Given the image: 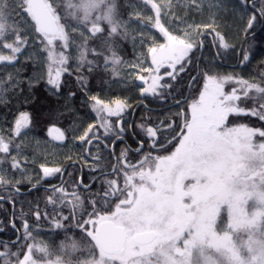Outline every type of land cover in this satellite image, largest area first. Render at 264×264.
<instances>
[{"label":"snow or ice","instance_id":"6c2138e0","mask_svg":"<svg viewBox=\"0 0 264 264\" xmlns=\"http://www.w3.org/2000/svg\"><path fill=\"white\" fill-rule=\"evenodd\" d=\"M143 3L155 13L153 26L167 42L158 46L148 45L144 59L129 65L135 80L146 85L140 87L141 97L163 96L164 89L173 88L171 81H176L186 71L196 51L204 47L203 39H196L205 35L201 28L211 29L214 33V39L218 40L217 55L220 49L227 51L233 47L214 24L190 25L182 34L174 35L160 23L163 7H171V4H158L156 0H143ZM192 3L196 4V0ZM240 3L247 7L248 0H240ZM67 8L69 16L76 21L68 27L81 38L78 65L87 66L91 71L94 61L88 59L89 55L96 58L103 55L105 67L111 65L113 75L118 76L116 67L122 59L114 45L117 37L122 35L127 38L128 33L126 30L122 32L126 24L115 18L112 0H67ZM247 10L252 15L247 20L245 33L253 28L258 16L264 18V0H259V3L252 0ZM26 15L35 21L36 32L41 33L46 41L44 51H47L49 60L47 83L59 93L61 75L68 71L65 65L69 55L66 52L75 43L76 37L66 31L65 25L59 22L60 18L45 0H0V62H18V55L26 50L29 39L22 31L21 23ZM132 15L141 18L140 13ZM97 39L107 44L108 48L104 51L89 49V41ZM56 41L61 42L63 49L59 53L55 50ZM146 43L142 40V44ZM3 50H8L9 54H3ZM149 59L150 63L145 66ZM249 59L245 53L241 63ZM53 65L57 66L54 74ZM196 79L192 77L193 82ZM233 80L241 88H233L226 93L224 84ZM252 91L264 98V86L261 84L232 76L218 77L206 71L198 97L193 98L186 109L176 113L171 121L155 123L148 120L137 125L144 133L135 150L137 154L143 151L145 144L167 154H149L131 163L127 159L131 149L126 145L116 157L111 172L105 173L103 168L91 170L114 177L102 180L95 193H92V185L79 182L81 190L92 193L87 201L75 190L69 193L63 186L52 188L54 195L47 198V203L53 206L54 211L58 206L68 204L73 209L82 210L80 219H75L74 215L51 217L54 227H63L61 220L75 219L76 227L89 238L87 251L90 258L77 259L73 253L80 251V244L67 237L60 245L62 255L48 260L47 264H264V142L257 145L252 141L257 134L264 137V130L248 128L243 124L227 126L230 114L257 116L264 120V104L260 105V110L239 106ZM89 99L94 102L92 109L97 114L98 123L89 124L78 139L90 146L94 142L99 144L102 140L99 129L103 128L104 138L115 137L113 145L117 141L123 142L128 131L124 127L123 114L131 107L128 102L117 99L109 104L97 96H90ZM179 103L177 100V106ZM112 117H116V121L113 122ZM177 120L181 122L177 123ZM29 123V115L21 113L12 126V138L21 135ZM53 132L56 135L52 136ZM49 135L54 140L65 139L59 128H49ZM135 135L139 133L134 132ZM12 138L6 140L0 130V154H4L0 163L11 154ZM170 147L173 150L169 151ZM87 151L91 154V147ZM93 159L99 163L102 155L98 154ZM26 160L22 164L18 157H13L12 170L22 172L27 167ZM40 169L44 177L64 171L45 164H41ZM97 178L93 176V183ZM8 184L10 181L0 170V186ZM19 192V187H16L15 193ZM56 193L61 195L57 197ZM249 201L255 209L251 213L246 210ZM0 203L14 206L15 201L0 195ZM88 207L91 211L87 210ZM224 211L227 212L228 223L226 228L218 230V220ZM33 215L37 222L49 219L46 213L42 216L38 207ZM84 215L88 218L84 219ZM10 225L16 229L15 213ZM22 227L24 239H33L27 219H24ZM240 231L248 235L246 240L237 244L233 234ZM34 249L49 255L46 246L34 241L27 245L22 259L18 253H10L7 245L0 251V258H4V264H11L10 256L17 257L15 264H38L33 258ZM93 249L98 250V256ZM209 249L214 250L216 255H212Z\"/></svg>","mask_w":264,"mask_h":264},{"label":"trees","instance_id":"16d2710c","mask_svg":"<svg viewBox=\"0 0 264 264\" xmlns=\"http://www.w3.org/2000/svg\"><path fill=\"white\" fill-rule=\"evenodd\" d=\"M45 2L52 6L55 14L60 18L59 22L65 25L66 31L76 37L75 43L66 52L69 55L68 64L65 65L68 71L61 75L60 92L57 93L47 83L49 60L47 51H44L46 41L41 33L36 32L37 25L30 15L24 16L21 20L22 31L27 33L29 39L26 50L18 55V62L14 61L11 64L0 62V81H3L0 83V130L5 139L12 138V126L21 113H27L30 118L29 126L22 130L24 133L12 138L11 154L0 163V170L10 181L8 185L0 186V195L15 201L14 206L10 203H0V229H3L0 232V251H3L7 245L10 253H18L19 258L22 259L23 253L27 251V245L35 241L46 246L49 251V255L45 256L33 250V258L39 264H43V261L55 260L58 255H62L60 245L67 237L75 239L80 244V251L73 253L77 259L90 258L87 251L89 238L75 225V219H80L82 210L73 209L71 204H68L60 205L54 211L53 206L47 203V198L54 195L52 188L63 186L69 193L75 190L83 200L87 201L91 199V194L100 188L102 180L114 178L106 177L99 171L93 173L91 170L103 168L105 173L111 172L112 166L116 164V157L120 156L126 145L131 149L127 157L131 163H136L149 154L152 156L167 154L151 149L147 144L144 145L143 151L137 154L135 150L139 146L140 138L144 135L137 125L148 120L155 123L162 120L171 121L176 113L186 109L188 103L198 97L206 71L210 75L232 76L264 86V79H262L264 77V18L258 16L253 28L247 33L244 31L247 20L252 15V12L247 10L252 0H248L247 7L242 5L240 0H204L201 8L193 7L198 15L210 17L212 24L233 47L227 51L220 49L217 55L218 40L214 39L211 29L203 30L205 35L197 37L198 41L203 39V49L197 50L192 63L187 65L186 71L181 73L176 81H171L173 88L164 89L163 96L144 97L140 95L142 84L131 75L129 67L135 53V44L140 38L150 41L156 33L152 22L144 19L141 14L142 0H112L115 5V18L121 24H126V29H122V32L126 30L128 33L127 38L122 35L117 37L114 45L117 55L122 59V63L116 67L118 76L113 75L111 65L105 67L103 55L99 58L89 55L88 59L94 61L91 71L87 66L78 65V45L81 38L78 33H72L71 28L68 27L76 21L68 14L70 10L67 8V0H45ZM134 13H140L141 18H135L132 15ZM186 13L187 10L182 8L181 15ZM190 17L193 16L190 15ZM104 27L107 28L108 25L105 24ZM91 48L104 51L108 45L97 39L89 41V49ZM55 50L57 53L63 50L60 41L55 42ZM141 50L144 52L142 43ZM245 53L250 59L242 64ZM3 54H9L8 50H3ZM56 67L53 65V74ZM192 77L197 78L195 82L192 81ZM223 87L226 93H230L233 88H241L235 80L226 82ZM71 93L75 95L72 96ZM90 96H97L109 104L117 99L126 100L131 106L123 114L124 127L128 129L123 142L117 141L113 145L112 140H115V137L104 138L103 128L99 129V135L102 137L99 144L94 142L90 146L78 139L89 124L98 123L97 114L92 109L94 102L89 99ZM177 100L180 101L179 106H177ZM261 104H264V98L252 91L249 97L243 98L239 106L260 110ZM116 119V117L111 118L113 122ZM180 122L177 120V123ZM241 124L248 128L264 130V120L257 116L229 115L228 127ZM52 126L58 127L64 133L63 141L54 140L49 136L48 129ZM134 132L139 135L134 136ZM252 141L258 145L264 142V137L257 134L252 137ZM89 147H91V154L87 151ZM171 150L173 147H170L169 151ZM109 153L113 154L109 155ZM98 154L102 155V159L96 163L93 158ZM3 155L0 154V157ZM13 157H18L22 164L27 158V167L22 169L23 174L21 171L17 174L12 170ZM70 161L75 163L67 166L61 180H59L60 173L44 177L40 169L41 164L49 168H62ZM93 176L98 177L95 183H93ZM16 179L22 183L17 184ZM80 181H83V185H92V193L81 190ZM51 185L53 186L49 187ZM16 187L20 189L19 194L15 193ZM60 195L55 194L57 197ZM37 207L42 216L46 213L49 219L37 222L33 215ZM87 210L91 211V208L88 207ZM13 213H15L18 231L10 225ZM73 215L75 219L61 220L63 224L61 228H55L51 220L54 216L72 217ZM87 218V215H84V219ZM24 219L29 222L33 239H24L22 227ZM227 223V219L222 218L218 230L226 228ZM246 239L247 234L242 231L233 234V240L237 244ZM93 251L98 256V250L93 249ZM62 258L67 257L62 256ZM8 259L11 264H15L17 257L10 256ZM0 264H4V258H0Z\"/></svg>","mask_w":264,"mask_h":264},{"label":"rangeland","instance_id":"374dc122","mask_svg":"<svg viewBox=\"0 0 264 264\" xmlns=\"http://www.w3.org/2000/svg\"><path fill=\"white\" fill-rule=\"evenodd\" d=\"M203 1L204 0H196V4H193L192 0H156V2L158 4H162V5L171 4V7L165 6L162 9V12L160 14V23H161V25L166 30H168L172 34L176 35V34H182L185 30H188L190 25L195 27L196 25L212 24L213 22L211 21L210 17L205 16L203 14L198 15V12L193 8V7L201 8V6L203 5ZM182 8L187 10L186 14L181 15V9ZM141 9L143 10V11H141V14L143 15L144 19H147V21H151L152 24L154 25L155 20H156V15L152 11L151 7L150 6H146L143 3L142 6H141ZM190 15H192L193 17H190ZM148 17H151L152 19L149 20ZM181 21H183V22H181ZM154 28L156 29V33L152 36L150 41L147 40L146 41L147 43L143 44L144 52H142V50H141V43H142V40H143L142 38H140L139 42L135 44V46H134L135 53H134V56H133L130 64L136 63L138 61V59H144V57L147 54L148 45L158 46L159 44H163V43L167 42L166 38L164 37V35L156 27H154ZM203 30L204 31H208V29L205 30V29L201 28V31H203ZM207 33H209V32H207ZM139 34H142V33H139ZM197 37H196V39H197ZM153 40L155 41V44H153ZM143 41H145V40H143ZM197 41H198V39H197ZM4 51H7V50H4ZM148 63H150V59L147 61V63H145V66H148ZM131 72L133 73V69H131ZM131 75L135 78V75H133V74H131ZM145 75H147V74L145 73ZM137 82L142 84V87L146 86L141 81H137ZM49 128H58V127L52 126V127H49ZM48 133H49V129H48ZM54 135H56L55 132L52 133V136H54ZM52 136H50V137L52 138ZM16 172L18 174V171H16ZM12 180H14V179H12ZM15 181L17 182L19 180L16 179ZM251 204H252V201H249V206H246V210L249 213H251L252 211L255 210L253 207H251ZM224 217L227 219V222H228V216H227V212L226 211L221 213V217L218 220V225H220L221 219L224 218ZM242 232L247 234V232H245V231H242ZM208 251L212 255H214V256L216 255L214 250L209 249ZM43 264H47V261H43Z\"/></svg>","mask_w":264,"mask_h":264},{"label":"flooded vegetation","instance_id":"af4514ba","mask_svg":"<svg viewBox=\"0 0 264 264\" xmlns=\"http://www.w3.org/2000/svg\"><path fill=\"white\" fill-rule=\"evenodd\" d=\"M73 163H75V161L67 162V163L64 165V167H62V169L65 171L66 168H67V166H68V165H71V164H73ZM64 171H63V172H64ZM63 172L59 174V180L62 179V174H63ZM80 173H81V170H80Z\"/></svg>","mask_w":264,"mask_h":264}]
</instances>
